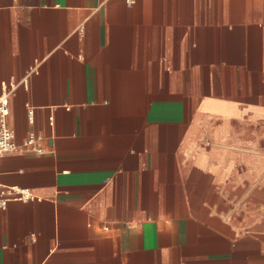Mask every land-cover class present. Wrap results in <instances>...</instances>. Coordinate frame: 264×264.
<instances>
[{
	"label": "crops",
	"instance_id": "crops-1",
	"mask_svg": "<svg viewBox=\"0 0 264 264\" xmlns=\"http://www.w3.org/2000/svg\"><path fill=\"white\" fill-rule=\"evenodd\" d=\"M12 82L0 264H264V0H0Z\"/></svg>",
	"mask_w": 264,
	"mask_h": 264
},
{
	"label": "built area",
	"instance_id": "built-area-1",
	"mask_svg": "<svg viewBox=\"0 0 264 264\" xmlns=\"http://www.w3.org/2000/svg\"><path fill=\"white\" fill-rule=\"evenodd\" d=\"M20 84L26 86L27 81L23 79ZM17 83L12 82L9 85L2 87L0 93V154L14 151L17 146L14 142V134L7 125V116L9 113V99L11 94L16 89ZM36 137L30 135L24 146L36 150ZM32 195L27 188L12 186L7 187L0 184V212L4 211L10 201H29Z\"/></svg>",
	"mask_w": 264,
	"mask_h": 264
}]
</instances>
